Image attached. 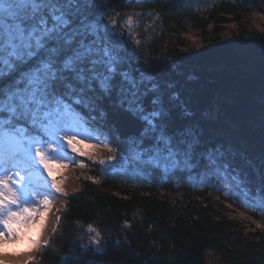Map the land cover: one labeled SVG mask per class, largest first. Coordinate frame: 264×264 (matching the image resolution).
I'll return each instance as SVG.
<instances>
[{"label":"trees","instance_id":"1","mask_svg":"<svg viewBox=\"0 0 264 264\" xmlns=\"http://www.w3.org/2000/svg\"><path fill=\"white\" fill-rule=\"evenodd\" d=\"M248 8L246 0H97L94 11L105 24L109 17L117 20L131 67L151 74L167 96L178 97L176 114H193L205 144L236 150L247 166L241 179L257 188L264 184V33H250L244 25ZM133 12L143 16L125 35L122 21ZM185 20L204 35L212 28L216 38L199 53L186 51ZM231 22L238 30L222 43L218 35ZM96 124L118 157L141 127L131 114L112 109ZM203 163L167 173L131 160L118 159L112 173L92 165L79 177V191L68 197L49 246L28 264H207L209 251L226 264H264V234L243 233L224 206L207 197L215 179L200 182ZM89 224L102 233L100 249L82 247Z\"/></svg>","mask_w":264,"mask_h":264},{"label":"snow or ice","instance_id":"2","mask_svg":"<svg viewBox=\"0 0 264 264\" xmlns=\"http://www.w3.org/2000/svg\"><path fill=\"white\" fill-rule=\"evenodd\" d=\"M96 2L0 0V243L29 237L37 249L49 246L39 237L56 194L66 195L62 172L70 164L88 168L76 157L99 164L102 174L116 171L118 159L165 173L191 171L203 161L201 183L214 178L212 186L226 196L264 212V184L253 191L236 169L229 171L225 152L204 143L193 114H176L178 97L167 96L151 74L131 67L117 20L103 23ZM142 16L133 12L122 21L129 33ZM108 109L131 114L141 125L119 157L96 124ZM101 148L107 156L99 154ZM86 231L82 247L100 249V230L89 224Z\"/></svg>","mask_w":264,"mask_h":264},{"label":"rangeland","instance_id":"3","mask_svg":"<svg viewBox=\"0 0 264 264\" xmlns=\"http://www.w3.org/2000/svg\"><path fill=\"white\" fill-rule=\"evenodd\" d=\"M246 1L249 2V8L245 12V14H243L244 25L248 28L250 33H264V0ZM238 27L239 24L236 22L228 23L223 27L221 33L218 35V38L222 43L227 42L237 32ZM124 33L125 35L130 34L126 30ZM181 38L185 43L184 48L186 51L199 53L203 51L206 45L214 38H216V36H214L212 28H209L208 34L204 35L202 31L196 28L189 20H185L183 23ZM165 54L166 50L163 51L162 57H164ZM222 151H224L226 154V162L229 164V171L236 169V172H238L239 175L242 172L247 174V166L238 158V153L236 150L223 149ZM99 154L101 156L108 155L107 151L102 148L99 149ZM76 160L85 162L86 164H88V168L80 169L74 164H70L69 167L65 169V172L72 180V186L70 187L66 195L58 197L63 201L59 216H61L65 210L68 197L72 194H76L79 191V177L86 176L89 173L90 169L93 167L91 161H89L86 157H76ZM115 163L117 164V162ZM236 172H233V174L235 175ZM248 186L252 188L253 191L256 190L255 186L251 182H248ZM176 193L180 197H182L183 195L180 189H177ZM207 197L212 201H219L220 204L224 206L223 213L230 219L235 220L240 225L243 233L264 234V212H262L259 207L249 208L247 206H244L241 203L240 198L236 196H226L224 192L222 190H218L217 187H214L210 192H208ZM56 227L54 229H56ZM53 233L54 231L52 232V234ZM52 234L50 236H52ZM39 250L41 249H38L37 253L39 252ZM36 256L24 264H28L29 262L35 260ZM206 260L207 264H226L220 256L216 255L212 251L207 252ZM0 264L9 263H6L2 259H0Z\"/></svg>","mask_w":264,"mask_h":264},{"label":"bare ground","instance_id":"4","mask_svg":"<svg viewBox=\"0 0 264 264\" xmlns=\"http://www.w3.org/2000/svg\"><path fill=\"white\" fill-rule=\"evenodd\" d=\"M46 175V173L44 174ZM62 175L64 176V193H67L72 186V180L69 175L63 170ZM59 178V177H58ZM57 197L64 196V194L57 193ZM62 199L58 198L54 201L52 211L47 219V226L44 229L42 235H40V243L43 244L48 240L53 232V229L57 225L56 216L60 215L62 208ZM32 238H35V231L30 234ZM38 249L29 243V237H21L16 240H7L4 243H0V259L9 264H24L36 256Z\"/></svg>","mask_w":264,"mask_h":264}]
</instances>
